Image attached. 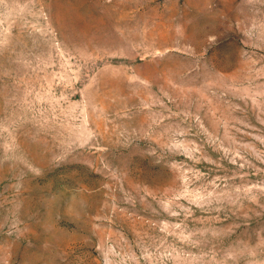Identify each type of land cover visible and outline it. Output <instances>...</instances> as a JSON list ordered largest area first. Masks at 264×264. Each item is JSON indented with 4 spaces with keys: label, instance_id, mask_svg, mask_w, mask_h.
Masks as SVG:
<instances>
[{
    "label": "rangeland",
    "instance_id": "374dc122",
    "mask_svg": "<svg viewBox=\"0 0 264 264\" xmlns=\"http://www.w3.org/2000/svg\"><path fill=\"white\" fill-rule=\"evenodd\" d=\"M0 264H264V0H0Z\"/></svg>",
    "mask_w": 264,
    "mask_h": 264
}]
</instances>
